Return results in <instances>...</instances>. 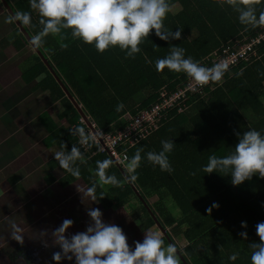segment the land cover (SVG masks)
Masks as SVG:
<instances>
[{
	"label": "trees",
	"instance_id": "1",
	"mask_svg": "<svg viewBox=\"0 0 264 264\" xmlns=\"http://www.w3.org/2000/svg\"><path fill=\"white\" fill-rule=\"evenodd\" d=\"M6 2L14 14L30 13V24L19 22L31 36L39 31L38 16L30 8L29 0ZM168 3L169 11L163 23L172 31L180 27L181 37L165 41L150 30L134 57L125 56L118 47L97 52L92 45L74 39L67 29L56 36H46L38 47L85 115L104 131L122 129L127 123L126 113L133 115L159 103L163 86L173 87L186 78L184 73L170 72L167 68L155 69L156 59L168 54L173 45L184 48L185 56L204 66V57L210 52L260 28L246 29L238 22L236 11L228 6L218 7L213 0H168ZM256 7L257 12L264 10V3ZM9 18L14 37L12 40L3 37L1 43H12L16 50H21L26 40L12 16ZM61 44L66 47L62 48ZM256 51L250 61H241L225 71L220 82L203 85L201 92L186 91L185 100H180L179 105L160 111L158 127L137 135L135 142L125 149L129 158L137 149L141 150L137 178L135 182H126V161L116 164L107 152L98 151L96 145L85 149L78 144V136L69 132L76 126L85 129L86 126L33 50L31 64L22 71L21 78L30 83L42 74L31 89L46 92L48 99L61 108L58 119L65 120L56 124L48 116L41 121L47 131L43 143L52 156L77 144L86 161H77L81 175L76 178L61 169L54 157L50 158L47 161L50 170L58 167L62 172L57 182L65 185L81 180L89 188L98 179L94 174L96 161L108 158L113 164L106 174L116 175L121 186L98 185L91 193L103 209L128 207L131 201H137V206L133 210L130 207L129 212L137 213L142 232L159 228L152 213L166 231L165 234L158 229L164 245L171 242L177 246L179 264H250V245L259 239L255 225L264 221V207H261L264 177L253 174L251 179L233 186L228 175L203 173L202 166L210 155L231 152L237 142L235 133L249 128L264 132V41L257 45ZM241 70L242 74L237 76ZM118 102L124 105L119 112L115 110ZM250 115L255 117L252 123L248 122ZM170 138L174 142L172 151L167 153L171 174L144 158L146 152L160 150L161 140ZM61 144L65 145L63 149ZM55 179L51 172L45 176L48 183ZM10 183L15 190L21 187L15 177H10ZM102 194L105 195L100 197ZM213 202L218 206L211 207ZM240 221H246V228H241ZM240 231L247 233L246 238L238 235ZM178 239L184 243L182 248ZM233 252L238 256L230 261L228 256Z\"/></svg>",
	"mask_w": 264,
	"mask_h": 264
},
{
	"label": "clouds",
	"instance_id": "2",
	"mask_svg": "<svg viewBox=\"0 0 264 264\" xmlns=\"http://www.w3.org/2000/svg\"><path fill=\"white\" fill-rule=\"evenodd\" d=\"M218 7L228 6L237 13L238 22L248 27L264 26V10L257 12V5L264 0H213ZM29 6L38 16L40 29L31 37V44L40 47L48 35L56 36L62 30H70L71 36L82 43L92 45L97 52H103L111 47H118L127 57H134L140 52L139 45L146 38L150 30L161 40H174L181 37V28L175 31L165 27L163 21L169 11L168 0H29ZM13 19L23 24L31 23L29 12H16ZM61 47L66 45L61 44ZM185 49L173 45L168 54L155 61V69L161 71L167 68L170 72L184 73L190 77L196 86H203L209 82H220L228 64L218 62L206 67L185 56ZM242 74V70L236 75ZM42 78V74L38 79ZM124 107L122 102L115 105L119 112ZM69 132L78 136V144L91 148L99 147L98 141L103 133L98 129L86 131L82 126L69 129ZM237 142L233 150L227 155H210L207 163L202 166L203 173H218L228 175L233 186L240 185L251 179L253 174L264 177V132L249 128L235 133ZM159 151H148L144 158L152 166H158L161 171L169 174L173 171L167 153L173 149L174 142L170 139L160 141ZM65 147L61 144V148ZM141 150L129 158L125 157L124 180L135 182L136 169L140 166ZM61 169L66 170L73 177H80V168L77 161L85 163V157L77 144H72L68 151H58L53 154ZM113 161L105 158L96 161L94 174L98 178L87 191L92 193L99 185L121 186V180L114 174H106V169ZM194 174V173H190ZM102 194L100 197H103ZM89 200L95 201L92 197ZM218 205L213 202L211 207ZM264 207V202H261ZM90 223L84 231L65 236L66 229L72 225L71 219L65 218L51 232L52 243L59 246V251L52 253L53 261L70 260L73 264H179L178 250L174 243L166 246L156 232L144 231L141 241H133L134 247L126 242L122 229L115 224L102 221V213L98 208L87 210ZM241 228H246V221H240ZM12 239L22 242V235L12 225ZM258 242L250 245V264H264V221L255 225ZM41 236L44 235L42 231ZM238 235L246 238L247 233L240 231ZM46 246V245H45ZM238 253L228 256L235 261Z\"/></svg>",
	"mask_w": 264,
	"mask_h": 264
},
{
	"label": "rangeland",
	"instance_id": "3",
	"mask_svg": "<svg viewBox=\"0 0 264 264\" xmlns=\"http://www.w3.org/2000/svg\"><path fill=\"white\" fill-rule=\"evenodd\" d=\"M13 34V26L10 22H7L6 15L0 8V38L6 37L8 40H12ZM32 51L33 48L27 41L20 51H14L12 48L6 50L0 47V71L5 70L1 74L9 73L10 79L20 81L17 75L19 70L11 68H13V64L20 63L21 68L28 65L29 60L26 57H31ZM24 59L26 60L23 61ZM15 75L17 76L15 77ZM4 78V88L0 91V131H4L11 122H14L15 126L23 125V122H27L28 134L26 132L25 136H29L30 141L28 142L25 139L21 145H0V202L4 204V208L7 210L2 213L0 236L6 239L5 236L11 232L10 229L13 230L12 225H15L16 229L21 230L23 247L37 257L36 264H41V261H43V264H73V261L70 260L62 259L59 262L52 260V253L59 251V246L52 243L51 232L65 218L73 221L72 225L66 229L65 236L84 231L86 225L91 222L87 216V210L98 208L102 213V221L119 226L125 234L126 242L130 248L134 247L133 241H141L144 235L138 223L137 213L135 211L129 212L130 207L133 210L137 206V201H131L128 207H121L115 210H113V207L105 210L96 200H89L93 195L87 191L88 188L81 180L65 185L57 182V179L62 174L60 169L54 167L50 170L44 158L40 157V154H35V151L39 153L41 147H45L47 161L53 157L43 143L47 132L45 133L41 129L44 123L39 124L37 115L40 114L41 121L49 116L53 119V123H64L65 120H60L57 117L61 111L59 104L51 102L45 94L40 92H35L31 97L25 98V95L20 90L21 84L18 87L15 80H9V77L6 76ZM41 110L42 112L46 111L38 113ZM18 118L23 121L20 122L18 120L17 122ZM254 120L255 117L253 115L248 117V122L252 123ZM23 145L25 146V154L21 158V162L15 161L16 165L14 167L10 165V168H6L8 165L2 166L7 164H3L4 161L20 152L23 149ZM41 151L43 150L41 149ZM13 171L16 172L14 174L18 175L24 184L23 190L17 193H14L15 189L10 183V179L7 178ZM48 172H51L56 177L52 183H48L45 180ZM24 200L27 204L21 208ZM149 201L152 202L153 198H150ZM168 205L170 206V204ZM158 229L154 227L148 231L160 234ZM42 231L44 232L43 236L40 235ZM177 241L182 248L184 245L182 240L178 239ZM18 247L20 248L21 246ZM31 247L33 251H31ZM25 249L22 254L28 255L29 253Z\"/></svg>",
	"mask_w": 264,
	"mask_h": 264
},
{
	"label": "built area",
	"instance_id": "4",
	"mask_svg": "<svg viewBox=\"0 0 264 264\" xmlns=\"http://www.w3.org/2000/svg\"><path fill=\"white\" fill-rule=\"evenodd\" d=\"M262 41H264V26H260L253 34L245 35L242 39H236L233 42H226L218 49L213 50L204 57V66L211 67L215 63L225 62L229 69L241 61L248 62L257 53L256 47ZM202 90V86H196L194 81L187 76L173 87L163 86L159 91L161 101L133 115L126 113L124 118L127 123L122 129L114 128L104 131L96 126L92 120H89L90 125H87L83 119L81 121L85 124L86 131L99 129L103 133L98 141L97 150L107 152L116 164L122 165L125 162V157H127L125 149L135 142L136 136L158 127V119L162 109L179 105L180 100H185L186 91L201 92ZM84 148L87 149V147Z\"/></svg>",
	"mask_w": 264,
	"mask_h": 264
},
{
	"label": "crops",
	"instance_id": "5",
	"mask_svg": "<svg viewBox=\"0 0 264 264\" xmlns=\"http://www.w3.org/2000/svg\"><path fill=\"white\" fill-rule=\"evenodd\" d=\"M1 5L3 6V4H1ZM2 6H0V8L4 11V14L6 15V18H7V22L8 23L10 22V24H11V21H10V18H9V16L11 17V15L7 12V10L5 9V7L4 6L2 7ZM2 39L3 38H0V47L2 49L8 50V48H12L14 51H20V50L14 49V45L12 43H6V44L1 43L2 42ZM26 59L29 60V64L28 65L22 66V68H21L20 67V63L19 64H16V65L13 64V68H11V69H18L19 70V72H18L17 75H18L20 81H16L15 79H10L9 73L8 74H5V73H2L1 74V72H4L5 70L4 71H0V91L3 90V88H4V86H3V84L5 83L4 76H6V77H9V80H15L17 82V86L18 87H19L20 84L22 85L20 87V90L22 91V94L25 95L24 96L25 98L26 97H31V95H33L35 92L43 93L47 97V93L46 92L40 91V90L32 91V89H31L32 84H34L38 80V77L35 79V82L33 81V82H30V83H26L25 81L22 80V78H21L22 71L25 68L29 67V65L31 64V57L28 56V57H26ZM26 59H24L23 61H25ZM17 75H15V77ZM45 111L46 110H44L43 112H45ZM43 112L41 110L38 113H43ZM39 115H37V119H38L39 124H40L42 122L40 120ZM18 120H20V122L23 121L22 119H19L18 118L17 119V122H18ZM28 120L30 121V119H28ZM15 124H17V123H15ZM43 127L44 126H42L41 129H43V132L46 133L47 132L46 131V128H43ZM22 129H24V131H22ZM27 130H28L27 122H23V125L21 124L19 126H15L14 125V122H11L9 124V126H7V128L4 131H0V145H2V144L3 145H6V146H13V144L14 145H21V144H23V142L25 141V139H27L28 142H29L30 141V137L29 136L28 137L25 136V133L26 132L28 134V131ZM21 131H22V133H21ZM24 145H23V149H21L20 152H17L15 154V156L13 155V156H11V158H8L6 161H4L3 164H5V163H7V164L6 165H2V166H7L8 165L6 168H10L9 167L10 165H13L12 167H14L16 165L15 161H20L21 162V160H22L21 158L25 154V152H24V150H25L24 147L25 146ZM41 149L43 151H41ZM41 149H40V152L39 153H37V151H35V154H40V157L44 158V161L47 164L46 151H45L46 148L45 147H41ZM27 161H26V163H27ZM14 173H16V172L13 171L10 175L7 176V178L10 179V177H15L17 183H19L21 185V187L19 188V190H14L13 189L14 190V193H17V192H20L21 190H23L24 184H23V181L21 180V178L18 175L14 174ZM25 200H26V198H25ZM25 200H24V204H23V206L21 208H23L24 205L27 204V202H25ZM4 207H5L4 204H1V202H0V222L3 219V214L2 213H4L5 210H6ZM13 230L10 229L11 232L9 234H7V236H5L6 239H3L0 236V264H36V260H38L37 257H35L33 253L29 252L28 249H25L23 247L24 243L23 242H17L16 240L12 239V235H10V234L12 233ZM20 232H21V230L20 231L18 230V234H22ZM18 246H21V247L19 248ZM32 247H31V251H33ZM18 249H19V251H17ZM24 249L26 251H28V253H29L28 255L25 254V253L22 254L23 253L22 251ZM41 264H43V261H41Z\"/></svg>",
	"mask_w": 264,
	"mask_h": 264
},
{
	"label": "water",
	"instance_id": "6",
	"mask_svg": "<svg viewBox=\"0 0 264 264\" xmlns=\"http://www.w3.org/2000/svg\"><path fill=\"white\" fill-rule=\"evenodd\" d=\"M3 4V6L5 7V9L7 10V12L12 16V18L14 17V13L12 11V9L10 8V6L8 5V3L6 2V0H0ZM16 26L18 27L19 31L21 32V34L24 36L25 40L32 46V48L34 49V51L36 52V54L39 56V58L41 59V61L44 63V65L47 67V69L49 70V72L52 74V76L54 77V79L56 80V82L59 84V86L61 87L62 91L64 92L65 96L70 100V102L72 103V105L76 108V110L78 111V113L80 114V117L83 119V121L87 124L90 125L89 119L88 117L85 115V113L83 112V110L81 109L80 104L76 101L75 97L73 95L70 94V92L67 90V88L65 87V85L63 84V82L61 81V79L59 78V76L56 74V72L53 70L52 66L49 64L47 58L45 56H43V54L41 53V51L39 50L38 47H34L31 44V35L24 29V27L22 26V24L19 22L18 19H13ZM132 185V184H131ZM133 186V185H132ZM136 194H138L137 190H135ZM139 195V194H138ZM147 209L149 210L148 206H146ZM151 216L154 218V221L156 222V225L160 228V230L165 233V229L163 227L160 226V224L158 223L157 219L152 215ZM166 234V233H165ZM179 254V251H178Z\"/></svg>",
	"mask_w": 264,
	"mask_h": 264
}]
</instances>
